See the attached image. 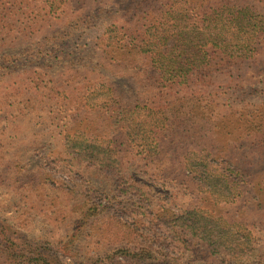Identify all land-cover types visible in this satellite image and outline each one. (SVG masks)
Wrapping results in <instances>:
<instances>
[{
	"label": "trees",
	"instance_id": "1",
	"mask_svg": "<svg viewBox=\"0 0 264 264\" xmlns=\"http://www.w3.org/2000/svg\"><path fill=\"white\" fill-rule=\"evenodd\" d=\"M131 2L0 0V75L20 70L32 85L0 96V187L72 218L52 241L0 215L2 264H264V0H136L122 13ZM95 29L90 59L80 51ZM55 69L79 85L61 91ZM22 116L62 136L35 170L13 147ZM89 173L111 189L87 185ZM87 230L117 247L80 255Z\"/></svg>",
	"mask_w": 264,
	"mask_h": 264
},
{
	"label": "rangeland",
	"instance_id": "2",
	"mask_svg": "<svg viewBox=\"0 0 264 264\" xmlns=\"http://www.w3.org/2000/svg\"><path fill=\"white\" fill-rule=\"evenodd\" d=\"M136 0H132L130 6L126 9H121L120 5H108V8L112 10H120L123 13L134 5ZM56 25L53 27L45 28L41 35L49 33V31L54 30ZM100 34V29H95L90 31L85 37L84 47L81 49L80 53L86 58L97 59L101 58L100 51L95 46L97 36ZM40 34L35 35L34 39L41 36ZM30 41V40H29ZM28 41V42H29ZM15 45L24 46L27 45L25 39L19 40ZM18 48L17 46H15ZM248 75H252V72L248 71ZM55 81L57 87L61 91H67V93L72 92L73 88L79 84L76 81H72L71 72L64 69L53 70ZM254 75V73H253ZM28 75L23 71H14L10 73H3L0 75V96L6 92H25L29 94L28 89L32 88L30 82L27 81ZM255 80L251 79L252 84H255ZM230 81H227L228 83ZM121 87V86H120ZM118 87V88H120ZM121 91H124L121 87ZM33 91V90H32ZM31 91V92H32ZM129 98H134L136 94L133 92L131 94H125ZM44 104L50 105L55 110L59 107V104L48 99L42 100ZM45 112L49 114L50 107H45ZM14 124L20 125V130L15 132V141L13 147L20 151V155L24 161L27 162L29 170H35L42 162L40 157L37 156L39 153L42 157L52 155L53 153H58L62 146V136L59 134L60 130L57 129L55 125L52 124L50 120L39 119L35 120L34 117L29 118L28 116H22L14 120ZM62 169H58L56 172H61ZM130 171L132 174H138L145 183L148 182L149 175H147L142 167L131 165ZM67 174H61L62 177H67ZM57 176L60 177V174ZM91 183L87 185H92L99 187L104 190L111 189L113 185L112 181H106L95 177L94 174L89 173ZM71 182V178L68 179ZM77 183L80 180H76ZM25 192H17L16 190L10 188L0 187V215L7 218L11 224L24 232L31 238L38 239H50L52 241H58L60 238L67 235L71 228L69 227V222L72 218L64 221L58 220L59 218L51 215L44 203L37 199L24 198ZM169 205L178 209L185 203V198L176 194V192L171 189ZM39 201V202H34ZM72 222V221H71ZM100 234L94 233L87 230L81 240L75 247V251L84 257H97L102 256L112 248H116V245H107L105 243L99 242ZM202 249V245L197 247V249ZM264 249V243L262 250ZM264 251V250H263ZM64 261L67 264L71 263L69 257H64ZM186 264H213L207 259H191V255H187L184 258ZM0 264H2V259L0 256Z\"/></svg>",
	"mask_w": 264,
	"mask_h": 264
}]
</instances>
